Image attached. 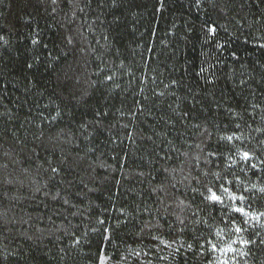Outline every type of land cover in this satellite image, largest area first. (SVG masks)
Segmentation results:
<instances>
[{"label": "trees", "instance_id": "16d2710c", "mask_svg": "<svg viewBox=\"0 0 264 264\" xmlns=\"http://www.w3.org/2000/svg\"><path fill=\"white\" fill-rule=\"evenodd\" d=\"M0 264H264V0H0Z\"/></svg>", "mask_w": 264, "mask_h": 264}, {"label": "snow or ice", "instance_id": "6c2138e0", "mask_svg": "<svg viewBox=\"0 0 264 264\" xmlns=\"http://www.w3.org/2000/svg\"><path fill=\"white\" fill-rule=\"evenodd\" d=\"M210 31H211V32H215V29L212 28V29H210ZM229 139H231V137H229ZM248 158H249V157H248V154L245 153V154H244V159L247 160ZM209 192H210V195H209L207 198H208L211 202H214V203H222V202H223V201L221 200V197L218 196L215 192H212L211 189H209ZM241 199H243V197H241ZM236 211H237V212H241V213H243V209H241V208H237ZM244 214H246V213H244ZM237 231L239 232L240 229H237ZM245 243H246V242H245Z\"/></svg>", "mask_w": 264, "mask_h": 264}]
</instances>
